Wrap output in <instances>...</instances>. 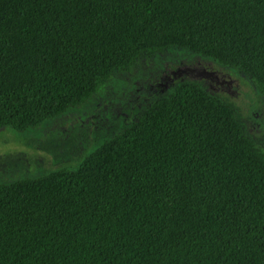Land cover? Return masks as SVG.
<instances>
[{
	"label": "trees",
	"instance_id": "16d2710c",
	"mask_svg": "<svg viewBox=\"0 0 264 264\" xmlns=\"http://www.w3.org/2000/svg\"><path fill=\"white\" fill-rule=\"evenodd\" d=\"M170 50L264 98V0H0V131L87 113ZM145 101L75 134L73 164L0 180V264H264V143L199 81Z\"/></svg>",
	"mask_w": 264,
	"mask_h": 264
},
{
	"label": "rangeland",
	"instance_id": "374dc122",
	"mask_svg": "<svg viewBox=\"0 0 264 264\" xmlns=\"http://www.w3.org/2000/svg\"><path fill=\"white\" fill-rule=\"evenodd\" d=\"M180 80L199 81L211 94L233 103L246 132L264 143V98L246 75L209 59L170 50L157 58L151 70L121 80L87 113L63 117L39 134L0 131V180L34 177L46 169L73 164L75 134L91 142L93 132L120 130L146 98Z\"/></svg>",
	"mask_w": 264,
	"mask_h": 264
}]
</instances>
